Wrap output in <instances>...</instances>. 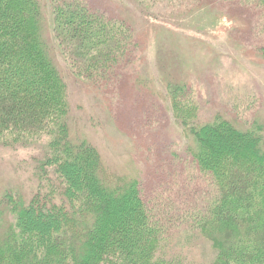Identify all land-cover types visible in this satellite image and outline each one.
<instances>
[{
    "label": "trees",
    "instance_id": "obj_1",
    "mask_svg": "<svg viewBox=\"0 0 264 264\" xmlns=\"http://www.w3.org/2000/svg\"><path fill=\"white\" fill-rule=\"evenodd\" d=\"M135 1L179 10L203 0ZM235 1L259 15L264 34V0ZM89 3L0 0V149L37 152L30 195L0 194V264H264L263 125L239 129L220 115L199 125L192 91L169 85L174 121L193 144L194 169L179 188L197 189L178 202L107 172L93 145L74 137L67 68L107 89L143 42L131 15Z\"/></svg>",
    "mask_w": 264,
    "mask_h": 264
},
{
    "label": "rangeland",
    "instance_id": "obj_2",
    "mask_svg": "<svg viewBox=\"0 0 264 264\" xmlns=\"http://www.w3.org/2000/svg\"><path fill=\"white\" fill-rule=\"evenodd\" d=\"M88 1L110 16L122 18L121 11L131 15L128 22L143 42L131 65L116 73L117 84L107 89L80 80L67 68L72 134L93 145L106 171L123 181H138L145 195L188 200L197 189L179 187L190 173L187 150L193 144L174 121L168 86L183 84L192 91L199 125L220 115L239 129L253 124L264 128V34L259 15L235 0H203L179 10V3ZM142 9L149 11L148 20L142 19ZM36 155L0 149V194L10 190L30 195L35 182L30 160ZM194 255H201V248Z\"/></svg>",
    "mask_w": 264,
    "mask_h": 264
}]
</instances>
